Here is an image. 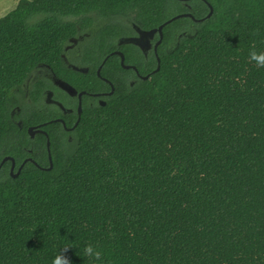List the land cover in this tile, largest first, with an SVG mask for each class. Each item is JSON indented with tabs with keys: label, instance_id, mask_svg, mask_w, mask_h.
Instances as JSON below:
<instances>
[{
	"label": "trees",
	"instance_id": "16d2710c",
	"mask_svg": "<svg viewBox=\"0 0 264 264\" xmlns=\"http://www.w3.org/2000/svg\"><path fill=\"white\" fill-rule=\"evenodd\" d=\"M207 1L208 17L205 0H19L0 16V163L36 162L0 166V264H53L65 247L71 264H264V67L249 59L264 0ZM182 12L204 18L165 23L157 53L120 41ZM79 33L87 71L63 58ZM43 64L86 91L69 130L77 99L50 80L23 103ZM39 123L48 137L30 136Z\"/></svg>",
	"mask_w": 264,
	"mask_h": 264
},
{
	"label": "flooded vegetation",
	"instance_id": "af4514ba",
	"mask_svg": "<svg viewBox=\"0 0 264 264\" xmlns=\"http://www.w3.org/2000/svg\"><path fill=\"white\" fill-rule=\"evenodd\" d=\"M134 29H135V33L133 34H127L125 36H123L121 38L120 41L122 42H133L135 44H137L145 53H148L149 51L153 50L155 53L157 52V48L155 50V43L158 39L157 37V33H155L153 36H150V35H146V36H140V34L142 33L143 29L139 28L138 26H134ZM85 39V34L84 33H79L77 36L75 37H72L70 39V46L71 47H74L76 45L77 47V50L75 51V56L78 58L80 56V50H79V44ZM129 39H131V41H128ZM170 46H173V44H171ZM158 47V46H157ZM68 49V44L66 45L65 47V53H66V50ZM65 53L63 54V58L65 60V62L67 63L68 66L72 67V68H82V71H87V68H84L83 65H80L78 64L77 62H73V61H69L66 56H65ZM40 66H43L45 67V69H47V74H48V80H50L52 83L58 85L59 87L63 88L60 84V81L61 80H64L62 79L61 77L57 76L55 74V72L50 68L49 65H46V64H43V65H40ZM39 66V67H40ZM74 68V69H75ZM134 69V68H133ZM136 71V73L141 77L143 75H141L138 71V69H134ZM31 77V76H30ZM30 77L26 80L25 84H24V88H25V93L24 95L27 97V99L29 101H31V96H30V92H29V88L31 86V83L30 84ZM109 82V81H108ZM110 83V82H109ZM113 85V84H112ZM112 85L110 84L111 88L109 90H102V91H98V92H93L92 94L97 96V101L101 104L102 101H104L101 96L102 95H109L110 93H112V91L114 90V86L112 87ZM64 89V88H63ZM65 90V89H64ZM44 93H45V97H46V100L48 102H50L51 104H54V105H57L63 112L65 113H74V108L71 107V106H67L65 104H63L60 100H58L57 98L54 97V93L52 91L51 88H46L44 90ZM73 97H76L77 99V105H78V96L77 95H71ZM105 102V101H104ZM77 105H76V112H77ZM78 114V112H77ZM78 117L77 116V119L74 121V123L71 125V126H65L66 129H71L74 127V125L77 123L78 121ZM56 119V118H55ZM17 123L19 125H22L23 124V121L21 119H17ZM37 128H40L42 130H45L44 128L41 127V123L39 124H35ZM65 125V124H64ZM37 133H43L42 131H36L34 132V136L37 134ZM45 134V133H44ZM25 160V159H24ZM23 160V161H24ZM22 161V162H23ZM21 162V163H22ZM20 163V164H21ZM20 164L18 165V167L20 166ZM17 167V168H18ZM16 168V165L15 167Z\"/></svg>",
	"mask_w": 264,
	"mask_h": 264
},
{
	"label": "water",
	"instance_id": "95a60500",
	"mask_svg": "<svg viewBox=\"0 0 264 264\" xmlns=\"http://www.w3.org/2000/svg\"><path fill=\"white\" fill-rule=\"evenodd\" d=\"M208 5H209V12L205 15L206 17H208L211 13H212V5L207 1L205 0ZM180 16H191L193 17L195 20H202L204 17H201V18H195L190 12H182V13H179V14H176L172 17H170L169 19H167L166 21H164L163 23H161L158 27H155V28H151V29H144L142 31V33L140 34V36H146V35H150V36H153L155 33H159V37L155 43V50L157 48V46L159 45V43L161 42L162 40V36H163V32H162V28H163V25L169 21H171L172 19L174 18H177V17H180ZM128 41H131V39H129ZM113 53H117L120 55L121 57V65L125 68H129V67H132L134 69L137 70V67L135 65H130V64H126L124 62V54L121 50H114L112 51ZM157 53V52H156ZM158 61H159V58H157ZM75 68V67H74ZM158 68V66L156 67V69ZM75 69H78V70H82V68H75ZM154 69V70H156ZM99 70L98 69V73H99ZM142 78H146L147 75H143L141 76ZM105 80H107L106 78H104ZM109 81V80H107ZM110 82V81H109ZM60 84L61 86L65 89V91L69 94V95H77L78 96V105H77V112H78V116L80 117V113H81V110H82V95L84 93H86L85 90H81V91H78L72 84H70L69 82H67L66 80H61L60 81ZM110 84L112 85V83L110 82ZM113 87V85H112ZM102 103L104 104L105 102L102 101ZM78 117V119H79ZM54 120H60L64 123V120L62 118H56ZM36 131H42L43 133H45L47 135V131L46 130H42L40 128H37L36 125H30L28 127V132L30 134V136H34V132ZM48 137V135H47ZM49 144H50V141L49 139H47V147H48V154H49V161H50V164L49 166L47 167H43V168H51L52 167V158H51V154H50V148H49ZM6 159H10L11 160V168H10V171L12 173L13 176H16L18 174V172L20 171V168L22 167L23 163L28 159V160H31L33 162H35L31 157L25 159L21 164L20 166L17 168V171L16 172H13L14 170V167H15V159L12 157V156H9V155H6L5 157H3V159L1 160V163H0V166L2 165V163L6 160ZM36 163V162H35Z\"/></svg>",
	"mask_w": 264,
	"mask_h": 264
},
{
	"label": "rangeland",
	"instance_id": "374dc122",
	"mask_svg": "<svg viewBox=\"0 0 264 264\" xmlns=\"http://www.w3.org/2000/svg\"><path fill=\"white\" fill-rule=\"evenodd\" d=\"M18 0H1L0 1V16L4 15L8 10H11L12 8L15 7L16 3H17ZM96 19L97 20H103L101 19V17L99 16H96ZM109 19L111 20H114V19H117L119 21H122V22H127V23H132L130 21V19H128L127 17L125 16H113V17H110ZM77 50V47L76 45L74 47H71L70 46V42L68 43V49L66 50V53H65V56L66 58L69 60V61H73V62H77L78 64H82L80 63V60L79 58H77L75 56V51ZM40 78H44V79H48V74H47V69H45V67L43 66H40L38 68H36L32 74H31V77H30V84L36 80V79H40ZM48 102V101H47ZM23 103H31V101H29L27 99V97L24 95L23 96ZM50 103V102H49Z\"/></svg>",
	"mask_w": 264,
	"mask_h": 264
},
{
	"label": "clouds",
	"instance_id": "9594fccd",
	"mask_svg": "<svg viewBox=\"0 0 264 264\" xmlns=\"http://www.w3.org/2000/svg\"><path fill=\"white\" fill-rule=\"evenodd\" d=\"M249 59L255 62L257 67H264V52L258 53L255 47L249 51ZM70 247H65L60 254L55 257L53 264H71V260L65 255ZM84 255L93 261H101L103 252L93 245L89 244L84 248Z\"/></svg>",
	"mask_w": 264,
	"mask_h": 264
},
{
	"label": "crops",
	"instance_id": "0c3cea01",
	"mask_svg": "<svg viewBox=\"0 0 264 264\" xmlns=\"http://www.w3.org/2000/svg\"><path fill=\"white\" fill-rule=\"evenodd\" d=\"M0 1H1V0H0ZM18 1H19V0H18ZM18 1H17V2H18ZM16 4H17V3H16ZM8 11H9V10H8ZM8 11H7V12H8ZM7 12H6V13H7Z\"/></svg>",
	"mask_w": 264,
	"mask_h": 264
}]
</instances>
